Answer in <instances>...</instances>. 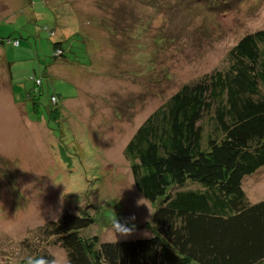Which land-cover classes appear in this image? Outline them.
<instances>
[{
  "label": "rangeland",
  "instance_id": "374dc122",
  "mask_svg": "<svg viewBox=\"0 0 264 264\" xmlns=\"http://www.w3.org/2000/svg\"><path fill=\"white\" fill-rule=\"evenodd\" d=\"M30 2L32 14L8 22L6 4L16 10L19 0H0V36L20 42L18 49L0 48V264L29 257L22 245L35 238V247L45 224L87 197L106 215L144 225L127 238L140 236L152 206L137 204L142 197L123 154L127 142L180 86L220 66L244 34L264 29V0L233 2L222 16L188 20L174 18L169 2L156 15L143 11L151 0H64L65 14L56 7L63 0ZM147 13L150 24L143 21ZM53 42L61 45L56 53ZM28 76L41 82L36 114H28L23 98L32 84ZM52 95L65 100L55 105L60 126L47 116ZM243 188L250 202L264 200V168ZM86 229L124 238L100 222ZM37 249L67 264L60 247L44 241Z\"/></svg>",
  "mask_w": 264,
  "mask_h": 264
},
{
  "label": "trees",
  "instance_id": "16d2710c",
  "mask_svg": "<svg viewBox=\"0 0 264 264\" xmlns=\"http://www.w3.org/2000/svg\"><path fill=\"white\" fill-rule=\"evenodd\" d=\"M186 1L197 5L186 10ZM166 2L174 18L188 20L222 16L242 0H151L143 11L156 15ZM62 6L69 5L63 0L56 6L65 14ZM143 21L151 23L148 13ZM53 43L55 53L61 50ZM10 46L18 49L20 42L0 36V48ZM37 79L27 77L28 114L39 110ZM60 102L50 97L54 107L47 116L55 126L63 118L55 106ZM134 132L123 154L135 190L152 206L140 236L109 240L85 234L90 224L110 226L118 216L106 215L87 197L86 205L45 224L43 239L35 230V247V238L23 244L31 254L18 264H51L53 254L37 249L44 241L60 247L67 264H264V200L250 202L243 188L246 178L264 168V29L244 34L220 66L180 86Z\"/></svg>",
  "mask_w": 264,
  "mask_h": 264
},
{
  "label": "clouds",
  "instance_id": "9594fccd",
  "mask_svg": "<svg viewBox=\"0 0 264 264\" xmlns=\"http://www.w3.org/2000/svg\"><path fill=\"white\" fill-rule=\"evenodd\" d=\"M146 198H141L137 201L138 205H144V200ZM134 219V217L132 218ZM116 237L119 235L120 237H128L133 233V227H129L128 222H121L117 217L112 221L111 229H110ZM45 264H49V262H45ZM51 264H55V260L51 261Z\"/></svg>",
  "mask_w": 264,
  "mask_h": 264
},
{
  "label": "crops",
  "instance_id": "0c3cea01",
  "mask_svg": "<svg viewBox=\"0 0 264 264\" xmlns=\"http://www.w3.org/2000/svg\"><path fill=\"white\" fill-rule=\"evenodd\" d=\"M6 12L4 13V16L7 19L8 22H12L13 19H16L20 17V15H26L27 12H30L32 14V5L30 0H19V6L16 10L12 9L9 4H6ZM9 16L12 18L9 19ZM30 17H27L26 22L29 20Z\"/></svg>",
  "mask_w": 264,
  "mask_h": 264
}]
</instances>
